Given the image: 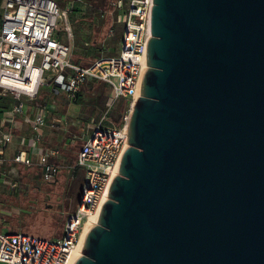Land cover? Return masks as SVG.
I'll return each instance as SVG.
<instances>
[{
    "label": "water",
    "instance_id": "95a60500",
    "mask_svg": "<svg viewBox=\"0 0 264 264\" xmlns=\"http://www.w3.org/2000/svg\"><path fill=\"white\" fill-rule=\"evenodd\" d=\"M150 14L127 147L73 264H264V0Z\"/></svg>",
    "mask_w": 264,
    "mask_h": 264
},
{
    "label": "built area",
    "instance_id": "2783aa9c",
    "mask_svg": "<svg viewBox=\"0 0 264 264\" xmlns=\"http://www.w3.org/2000/svg\"><path fill=\"white\" fill-rule=\"evenodd\" d=\"M151 6L152 0H128L126 5L123 0H110L101 15L108 14L111 18L106 37H111L116 24L121 23L118 49L79 64L71 58L73 31L66 17L67 7L56 0H0V95L10 98L0 120L23 116L31 129L30 134L19 137L22 147L14 152V160L25 165L35 158L42 179L55 183L59 148L43 146L41 140L43 127H54L60 122L58 117L47 120L49 106L39 98L41 86L49 85L56 92H64L66 103L88 81H101L112 93L107 95L106 110L98 122L91 117L93 124L84 134L71 165L73 171H82V183L78 202L63 222V231L51 239L20 230L0 231V264H73L78 257L74 252L81 247L85 224L95 221L117 173L118 160L127 147L131 104L140 94L146 67ZM60 20L67 41L56 30ZM118 97L126 100L129 109L120 123L103 126L101 120ZM14 139L11 129L0 132L1 149Z\"/></svg>",
    "mask_w": 264,
    "mask_h": 264
},
{
    "label": "rangeland",
    "instance_id": "374dc122",
    "mask_svg": "<svg viewBox=\"0 0 264 264\" xmlns=\"http://www.w3.org/2000/svg\"><path fill=\"white\" fill-rule=\"evenodd\" d=\"M56 1L62 7L68 8L66 17H68L71 31H73L71 41L73 54H82L85 48L89 51V55L93 56L112 54L117 51L121 23L116 24L115 33L111 37H106L107 28L111 26V18L108 14L101 15L103 7L99 0H77L78 4L73 0ZM123 2L126 5L128 0H123ZM56 30H58L60 38L67 41L61 20L58 21ZM90 83L91 81L86 82L79 89L84 97L82 103L76 102L75 99L67 104L59 103V97L55 96L53 100L56 104L55 109L52 110L49 106L50 108L47 110L48 119L54 115L61 118H59V125L43 127L42 133L45 137L43 146L66 147L67 144H69L68 148L73 146L68 154L71 155L70 158L65 157L64 159L59 151L60 155L57 159L63 158L64 160L62 162L59 160V164H63V166L61 174L55 181L56 184L48 186L46 181L44 182L40 178L38 179L40 181H27V174L24 175L22 169L15 167H10L6 174L0 173V231H12L16 227L20 231L41 239L56 238L63 231V222L67 214L75 208V203H77L75 195L80 191L79 182L82 183V171L79 169L73 171L71 166L74 163V159H72L74 150L80 146L84 134L90 130L93 121L98 122L102 112L106 110L105 101L102 103L104 107L101 111L99 108H92V105L88 106L83 103H91L99 88L107 95L112 94L105 83L98 81V88L90 86ZM49 90V85L41 86L39 97L44 95L50 99L52 95ZM128 109L129 105L126 110ZM112 110L113 106L101 120L103 126H111V123H114L115 120L110 115ZM91 117L93 121H91ZM21 123H23L21 131H25L28 124L22 119ZM0 128L2 129L1 125ZM14 138L5 147V154H10L22 147L19 139ZM1 150L0 147V152Z\"/></svg>",
    "mask_w": 264,
    "mask_h": 264
},
{
    "label": "trees",
    "instance_id": "16d2710c",
    "mask_svg": "<svg viewBox=\"0 0 264 264\" xmlns=\"http://www.w3.org/2000/svg\"><path fill=\"white\" fill-rule=\"evenodd\" d=\"M73 1L77 2V4L79 3L77 0H73ZM92 1H94V0H92ZM99 1L101 3V6L103 7V9L108 8L109 5H110V0H99ZM0 24H1V19H0ZM88 52L89 51L87 50V48H85L83 50L82 54H78V55L76 53L73 54V51H72L71 58H72L73 61H75V62H77L79 64H86V63L89 62V60H91L92 58L95 57L93 55H89ZM96 85H97V82L91 81L90 86L98 88L99 85H97V86ZM93 97L94 98H93V101L91 103H89V104L88 103H83V104H87L88 106L92 105V108H99V110L101 111L103 109V107H104L102 103L106 100L107 94H105V91H103L101 88H99L98 92ZM83 98L84 97L82 96V93L78 90L76 95H75V97H74L75 101L78 102V103H82ZM62 101L63 100L61 99V102ZM9 102H10V98L9 97L0 95V113L2 111H4V110L8 109ZM112 106H113V110L110 113V115L115 120L114 122L116 124H118V123L121 122L122 115L125 112V110L127 109V102H126V100L124 98L118 97V98H116L113 101ZM15 118L18 119V116H16ZM2 127H3V129L8 130L9 127H10V123H5ZM11 129L13 130V132L15 134L24 133V131H21V128L17 129V128L13 127ZM26 129L29 130L30 128L27 127ZM30 133H31V129H30ZM44 140H45V137H44V135L42 133L41 144H44ZM68 145L69 144H67L66 147L58 146L59 151L61 152V155H62V157L64 159H65V157H67V158L71 157V155L69 156L68 154L71 152L70 150H71V147H73V146H70V148H68ZM6 146L7 145L3 146V148H2V150L0 152V158H1V161H0V173L6 174L7 171L10 170V167H15V168H18V169H22V172L24 173V175L27 174L26 175L27 176L26 177L27 181H30V182L34 181L35 182V181H40V180H38L39 178L42 179L41 167L39 166V164L37 163L35 158H33L32 162L30 164H25L24 165L21 162H18V161L13 159V152H11L10 154H5L4 153V150H5ZM65 151L68 152V153H66ZM74 151H75V153H74V157L72 159H74V161H75L76 155H77V150H74ZM63 158H61V159L58 158L57 159L58 164H59V160L61 162L64 160ZM62 166H63V164H59L58 165L59 170H58V174H57L56 180L58 179L59 175L61 174ZM46 184L48 186L54 185V183H47V182H46ZM78 186H79V188L81 187V182H79ZM78 194H79V191H78ZM78 194L75 195L76 196V202H78L77 201L78 197H79ZM75 205H76V203H75ZM15 230H19V228L14 227V229H12V231H15Z\"/></svg>",
    "mask_w": 264,
    "mask_h": 264
},
{
    "label": "crops",
    "instance_id": "0c3cea01",
    "mask_svg": "<svg viewBox=\"0 0 264 264\" xmlns=\"http://www.w3.org/2000/svg\"><path fill=\"white\" fill-rule=\"evenodd\" d=\"M49 88H50V90H49V92L51 93V95H52V97L50 98V99H48L46 96H41V97H39L40 99H42L44 102H46V103H48V106H51V108H52V110H54L55 108H54V106L56 105V104H54V102H53V100L55 99V96H58L59 97V103H61V99L63 100L62 101V103L63 104H67L66 103V101H65V96H64V92H56V91H54V89L52 88V86H49ZM9 104H10V102H9ZM31 108V107H30ZM50 108V107H49ZM49 110V109H48ZM5 111V110H4ZM4 111H2L1 113H0V115L4 112ZM31 111H34L33 110V108H31ZM55 117V115L54 116H52L51 118H54ZM58 118H61V117H58ZM21 119L23 120V122L25 121L24 119V117L23 116H18V119H14V120H9V121H2V120H0V125L1 126H3L5 123H10V127H9V129H11V128H13V127H15V128H17V126H18V128H21L23 125V123H21ZM47 120H50V119H48V117H47ZM2 122V123H1ZM25 123H26V121H25ZM28 124V123H27ZM47 126H50V125H47ZM51 127V126H50ZM28 128H30L29 127V125H28ZM8 129V130H9ZM5 129H3V127H2V129L0 128V132H2V131H4ZM12 130V129H11ZM13 131V130H12ZM13 134H14V137H17L18 139H19V137L20 136H24V135H28V134H30V129L28 130V129H25V131H24V133H21V134H15L14 132H13ZM10 144V143H9ZM8 145V144H7ZM17 150V149H16ZM15 150V151H16ZM14 151V152H15ZM14 152H13V154H14ZM34 157V156H33Z\"/></svg>",
    "mask_w": 264,
    "mask_h": 264
},
{
    "label": "bare ground",
    "instance_id": "6f19581e",
    "mask_svg": "<svg viewBox=\"0 0 264 264\" xmlns=\"http://www.w3.org/2000/svg\"><path fill=\"white\" fill-rule=\"evenodd\" d=\"M108 197V196H107ZM96 220V219H95ZM90 221H87V223L85 224V230H84V233L81 235V238H80V241H81V246H82V243H83V239H84V236L85 234L87 233V230L91 227L89 224ZM95 222V221H94ZM93 222V223H94ZM91 223V225L93 224ZM80 250H81V247L80 248H77L74 252V254L77 256L80 254Z\"/></svg>",
    "mask_w": 264,
    "mask_h": 264
}]
</instances>
